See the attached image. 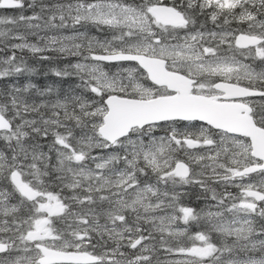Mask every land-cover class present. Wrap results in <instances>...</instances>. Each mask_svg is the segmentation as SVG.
Returning a JSON list of instances; mask_svg holds the SVG:
<instances>
[{"label":"snow or ice","instance_id":"1","mask_svg":"<svg viewBox=\"0 0 264 264\" xmlns=\"http://www.w3.org/2000/svg\"><path fill=\"white\" fill-rule=\"evenodd\" d=\"M0 11V264H264V0Z\"/></svg>","mask_w":264,"mask_h":264},{"label":"trees","instance_id":"2","mask_svg":"<svg viewBox=\"0 0 264 264\" xmlns=\"http://www.w3.org/2000/svg\"><path fill=\"white\" fill-rule=\"evenodd\" d=\"M53 57L55 59L54 55H53ZM25 58L28 59L29 64L31 66L35 67L38 70L37 74L35 76H33V78H32L33 82L43 84L44 82H51L52 80L57 79L55 77H52L51 73H48L47 76L44 75V73H46L44 70V67L46 65H48V69H49V67H51L53 65L49 64L48 62L41 63V62H39L38 58L32 57L30 54L26 55ZM63 62H67V61H63ZM59 66H61V65H59ZM47 72H48V70H47ZM62 83H63V86L65 88H67L68 86L74 85L75 83H77V81H76L75 77H72V78H68L66 81H63Z\"/></svg>","mask_w":264,"mask_h":264},{"label":"rangeland","instance_id":"3","mask_svg":"<svg viewBox=\"0 0 264 264\" xmlns=\"http://www.w3.org/2000/svg\"><path fill=\"white\" fill-rule=\"evenodd\" d=\"M166 2H170V0H165ZM12 14H14V13H11V12H8V13H5V12H2V11H0V15H12ZM28 14H30V13H28ZM28 54H30V53H27V52H25L24 53V55L26 56V55H28ZM51 53H48V55H50ZM31 55V54H30ZM51 55H54V54H51ZM63 63L64 62H62V63H60V65L61 66H63ZM44 70H45V72H47V70H48V65H46L45 67H44ZM45 83V82H44ZM231 191H233L234 193L237 191L236 189H230ZM192 200L193 201H195V196H193L192 197ZM192 206L193 207H196L197 205H196V203H193L192 204ZM202 206V205H201ZM196 230H198L197 228H196V226L195 225H193V227H192V231H196Z\"/></svg>","mask_w":264,"mask_h":264},{"label":"flooded vegetation","instance_id":"4","mask_svg":"<svg viewBox=\"0 0 264 264\" xmlns=\"http://www.w3.org/2000/svg\"><path fill=\"white\" fill-rule=\"evenodd\" d=\"M165 3H168L165 1ZM233 27H235V25H233ZM244 63H249L252 64L254 67H256L257 69H259L260 67H264V65H261L260 61L258 59L256 60H252V59H245L243 61Z\"/></svg>","mask_w":264,"mask_h":264}]
</instances>
